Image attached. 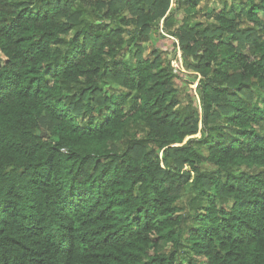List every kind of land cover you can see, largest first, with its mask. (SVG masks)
Segmentation results:
<instances>
[{
  "label": "trees",
  "instance_id": "1",
  "mask_svg": "<svg viewBox=\"0 0 264 264\" xmlns=\"http://www.w3.org/2000/svg\"><path fill=\"white\" fill-rule=\"evenodd\" d=\"M262 15L0 0V264H264Z\"/></svg>",
  "mask_w": 264,
  "mask_h": 264
},
{
  "label": "rangeland",
  "instance_id": "2",
  "mask_svg": "<svg viewBox=\"0 0 264 264\" xmlns=\"http://www.w3.org/2000/svg\"><path fill=\"white\" fill-rule=\"evenodd\" d=\"M210 8H211L210 10L214 9L213 6H211ZM262 18L264 19V15H262ZM161 45L166 47V48L169 47V49H171V50L173 49L172 41H169V42L168 41H164V42L161 43ZM148 46L149 45H146L147 48H148ZM172 55H173V53L170 56H172ZM181 58H182V54H181L180 50H178L177 54H176V57L173 58V64L176 65L179 68L183 67ZM197 84H198V81H197V83L195 85L192 86V88L189 89V93H193L194 95H196ZM196 137L199 138L200 134H198Z\"/></svg>",
  "mask_w": 264,
  "mask_h": 264
}]
</instances>
